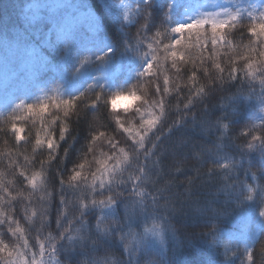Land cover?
<instances>
[{
    "label": "trees",
    "instance_id": "trees-1",
    "mask_svg": "<svg viewBox=\"0 0 264 264\" xmlns=\"http://www.w3.org/2000/svg\"><path fill=\"white\" fill-rule=\"evenodd\" d=\"M115 1L0 0V239L12 249L27 238L35 251L37 236L46 245L49 235L56 236L55 217L61 207L58 178L67 183L71 170L86 163L84 175L90 183L96 168L93 156L111 154L104 138L97 141L94 152L87 151L92 128L105 132L107 138L129 150L132 141L126 133L122 134L115 117L118 115L125 127H138L141 114L137 117V113H132L137 118L132 122L131 114L113 111L111 95L135 90L141 97L137 107L145 111L144 116L155 110L148 105L161 97L165 114L149 137L151 141L159 135L153 155L163 153L158 168H148L157 182L147 190L157 200L154 204L149 199L146 211L137 209L133 227L139 234L153 222L159 223L164 243L149 236L145 248L137 253L133 247L129 253L114 236L105 240L98 251L110 257L108 264H248L246 250H255L254 264H264V239L259 234L264 220L257 216L258 209L264 208V178L253 193L247 188L256 187L248 174V161H256L264 150L259 141L255 150L246 147L253 133L264 136V128L259 127L264 121V112L260 111L264 104L259 99L264 95L259 84L261 76L257 74V79L252 80L244 75L250 20L237 21L235 27L225 29L230 43L217 48L211 45L210 28L208 45L203 48L194 34H185L178 48L184 60L177 61L173 68L170 56L164 60V45L182 37L165 32L161 25L166 23L171 28L185 23L193 5L201 0H151V15L147 18L142 6L148 2H138L130 22L116 13ZM65 25L71 26L66 34L62 31ZM157 31L162 33L159 43H153L163 70L159 83L166 73L170 91L154 94L153 83L142 73L150 59L144 56L151 51L147 44ZM138 32L145 35L144 43L137 44ZM96 40L107 43L110 50H89ZM33 50L34 57L29 55ZM216 63L224 69L223 73ZM232 67L238 70L237 80L227 78ZM217 76H223L224 82L216 81L212 86L210 81ZM201 88L204 91L197 95ZM97 94H102L99 102L95 100ZM80 96L68 118L54 107ZM45 103L50 106L43 114L16 108L18 104ZM182 112L188 113L183 123L167 131ZM129 121L132 123L127 125ZM13 124L23 130V141L15 140ZM224 124L228 125L227 131ZM61 126L72 131L64 141L58 139ZM47 133H53L60 145L53 154L55 159L50 158L49 150L35 145V139ZM221 157L232 160L231 170L217 167L227 163ZM21 171L25 175L41 174L36 190L20 176ZM257 175L259 179L261 173L257 171ZM87 192L82 184L78 195L83 198ZM248 195L253 196V202L246 201ZM45 202H50L51 216L49 226L41 231L39 212ZM33 211L38 215L33 217ZM65 211L69 216L78 215L71 203ZM117 211L123 219L124 201L118 202ZM87 215L89 224L94 225L100 210L90 209ZM9 218L25 229L23 237L11 235ZM213 224L217 227L213 228ZM64 244L62 240L58 249ZM87 256L91 264V249ZM77 258L61 250L54 260L74 264ZM6 259L5 253L0 264H5Z\"/></svg>",
    "mask_w": 264,
    "mask_h": 264
},
{
    "label": "snow or ice",
    "instance_id": "snow-or-ice-1",
    "mask_svg": "<svg viewBox=\"0 0 264 264\" xmlns=\"http://www.w3.org/2000/svg\"><path fill=\"white\" fill-rule=\"evenodd\" d=\"M150 5L151 0H148V3L142 6V14L146 18L151 15L149 12ZM261 7L264 9V4H262ZM225 12L226 16L224 18H220V13H212L203 15L189 23L177 24L175 27L171 28H168L166 23H162L161 27L165 32L170 31L182 37L181 39H175L172 43L164 45V51L167 53V55L164 56V60H167L170 56L173 68L176 67L177 61L184 60V56L179 52L178 48L182 45L185 34H194L197 44L202 48L207 47L209 42V28L210 42L213 48H217L221 45H228L230 42L227 40L225 29L230 25L235 27V22L241 18V13L239 11L231 12L229 10H225ZM247 15L251 25L247 28L250 43L245 45L249 54L243 57L245 61L244 75L250 77L252 80H256L257 74H260L261 78L259 84L261 93L264 94V10H261L258 14L249 12ZM125 19H128V14L125 15ZM70 27V25H65L62 31L66 34L70 30ZM161 35L162 33L160 31L155 33V36L151 38L152 42L147 44L148 49L151 51L144 53V56L150 57V59L146 64L142 76L153 83L154 94H159L161 92L168 93L170 91V80L166 73L163 74L162 83H159L161 80L160 73L163 70L160 65V58L156 55L158 49L153 47V43H159V37ZM144 41H146L145 35L142 32H138L137 44L144 43ZM29 55L34 57L36 51L33 50ZM86 61L87 57L82 61V64ZM215 66L220 73H223L224 69L220 67L219 63H216ZM194 78L195 76L193 74V79ZM227 78L230 80H237L238 70L232 67ZM216 81L223 83L224 77H213L210 84L213 86L216 84ZM203 91L204 89L201 88L197 95H200ZM101 95L102 94H97L95 96L97 102L100 101ZM80 98L81 96L64 100L56 103L54 107L58 111H62L65 118H68L72 114V110L76 107V101ZM121 98L141 99L135 90H131L127 93L117 92L111 95L113 111L116 110L117 100ZM248 98H250V96ZM259 99L261 103L264 104V95H261ZM144 104H147V101H144ZM95 105L96 104H93V106ZM49 106L50 105L47 103L40 104L39 106L34 104H18L16 108H25L29 113L43 114L47 111ZM148 108L155 110L148 111L147 117L141 113V108L135 109L137 113H141L142 122L138 127H125L120 117L118 115L115 117V123L122 130V134L126 133L127 137L132 141L128 151L120 147L118 141L107 138L105 132L95 128L90 129L93 135L89 138L90 146L87 148V151L94 152V146L97 141L104 138L107 139V145L111 150V154L101 152L100 158L93 156L96 168L95 171L91 173L90 183L89 177L84 175L86 163H79L71 170L70 179L67 183L63 178H58V186L60 189L58 201L61 207L58 215L55 217L56 236L53 237L49 235L47 237V245L39 241L37 236L35 251L29 246L27 238L23 239L22 245L18 244L12 249L9 248L7 243L0 239V258H2L5 253L8 257V259L5 260V264H60L59 260H54V258L58 256L61 250L66 252L69 256L78 257L74 260V264H89L87 256L89 249H91L94 255L91 264H108V259L110 257H107L106 252L101 253L98 249L103 245L105 240H111L114 236L119 238L125 252L129 253L132 252L133 247L137 249V253L140 249L145 248V241L149 236L156 238L159 243L163 245L164 233L159 223L153 222L151 227H145L143 232L139 234L133 227L134 220L138 215L137 209L146 211V202L150 199L155 204L157 200V196L153 194L152 191L150 192L147 190L149 185L154 186L157 182L153 178L154 175L148 171V168L154 167L157 169L160 164V157L163 155V153L153 155L157 147L154 141L160 139L159 135H157L155 139L149 141L150 135L161 125L162 117L165 114V102L163 97L157 99L153 104L148 105ZM184 108L187 109L188 106L185 105ZM124 110L128 111L129 108L126 107ZM260 111L264 112V107H262ZM187 114L186 112H182L180 118L173 121V123L168 126L167 131H171L173 127L183 123V117ZM52 123L55 124L56 121L53 120ZM259 127L264 128V121L261 122ZM223 128L227 131L228 125L224 124ZM251 131L252 128H249V132ZM12 132L15 133V140L23 141L25 139L22 134L23 130L15 124L12 125ZM71 132L72 131H70L68 127L61 126L58 136L59 141H64L66 138H69ZM249 132L244 133V135L247 136ZM257 141H259L261 145H264V136H257L253 133L252 139L247 143L246 147L249 150H255ZM35 145L37 148H46L49 150L51 159H55L53 154L60 147L57 143V137L53 133H47L43 138L37 137L35 139ZM221 161H227V163L222 162L217 165V167L231 170L234 166L232 160L228 157H221ZM248 164V174H250L252 180L256 182V187L248 185L247 188L249 193H253L256 188L260 187V179L264 178V150L261 151L256 161L250 159ZM41 167H43V162H41ZM252 169H256L261 173L259 179L257 171H252ZM40 175V173L25 175L23 171L20 172V176L27 181V184L32 190L37 189V182ZM82 184L88 188V192L83 198H80L78 192ZM160 191L163 192L164 190L160 189ZM245 199L247 202H253L252 195H248ZM121 201H124L125 209L123 219L121 218V214L117 211L118 202ZM69 203L75 207L78 215L69 216L66 213L65 208ZM50 206V202H45L40 209L39 218L41 231L49 226V218L51 216ZM93 208L99 209L100 215L96 219L95 224L90 225L87 213ZM31 215L35 217L38 213L33 211ZM257 216L264 220V208L258 209ZM9 220V231L11 235L18 238L23 237L25 229L20 227L15 220L11 218H9ZM124 221L127 223L125 224ZM2 222L3 221H0V223ZM12 225H15V227H12ZM216 227L217 225L213 224V228ZM74 232L77 235H73ZM259 234L261 239H264V228L260 230ZM216 238L217 236L214 235L213 241H215ZM62 240L65 241V244L62 248L58 249V245H60ZM233 255H235V253H233ZM254 256L255 250H246L248 264H254Z\"/></svg>",
    "mask_w": 264,
    "mask_h": 264
},
{
    "label": "rangeland",
    "instance_id": "rangeland-1",
    "mask_svg": "<svg viewBox=\"0 0 264 264\" xmlns=\"http://www.w3.org/2000/svg\"><path fill=\"white\" fill-rule=\"evenodd\" d=\"M138 2H148V0H116L113 7L120 17H123L126 22H130L133 15L134 4ZM262 4H264V0H201L193 5V8L190 10V14L185 23H189L192 20L200 18L203 15L212 13H220V18H224L226 16L225 10H229L231 12L239 11L241 13V18L238 21L249 19L247 15L249 12L258 14L261 10H264L261 7ZM126 14H128V19H125ZM94 48L100 53H105L110 50V46L105 42H101L100 40H96L95 44L89 47V50ZM137 105L138 100H134L132 98H121L116 102L115 111L123 112L125 114H131L133 117V120H131L133 122L137 119L136 116H133L132 114L137 113L135 110L136 108H138ZM126 107L129 108L128 111L124 110ZM142 112L145 111H141V113ZM141 113H137V117ZM122 121H125V119H122ZM132 122L129 121L127 125L131 124ZM141 122L142 121L140 120V123Z\"/></svg>",
    "mask_w": 264,
    "mask_h": 264
},
{
    "label": "bare ground",
    "instance_id": "bare-ground-1",
    "mask_svg": "<svg viewBox=\"0 0 264 264\" xmlns=\"http://www.w3.org/2000/svg\"><path fill=\"white\" fill-rule=\"evenodd\" d=\"M149 100H150V101H152V100H153V98L151 97Z\"/></svg>",
    "mask_w": 264,
    "mask_h": 264
}]
</instances>
